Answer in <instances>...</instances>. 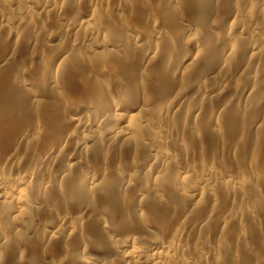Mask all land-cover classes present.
Here are the masks:
<instances>
[{"label": "rangeland", "instance_id": "374dc122", "mask_svg": "<svg viewBox=\"0 0 264 264\" xmlns=\"http://www.w3.org/2000/svg\"><path fill=\"white\" fill-rule=\"evenodd\" d=\"M0 183V264H264V0H0Z\"/></svg>", "mask_w": 264, "mask_h": 264}, {"label": "bare ground", "instance_id": "6f19581e", "mask_svg": "<svg viewBox=\"0 0 264 264\" xmlns=\"http://www.w3.org/2000/svg\"><path fill=\"white\" fill-rule=\"evenodd\" d=\"M12 1H13V0H12ZM53 72H54V71H53ZM55 72H56V71H55ZM111 79H112V78H111ZM113 79H114V77H113ZM115 79H116V77H115ZM117 80H118V79H116V81H117ZM110 81H111V80H110ZM110 81H109V82H110ZM112 81H113V80H112ZM112 81H111V82H112ZM107 82H108V81H107ZM111 82H110V83H111ZM112 83H113V82H112ZM114 83H115V82H114ZM114 83H113V85H114ZM121 83H122V82H121ZM123 84H124V83H123ZM108 85H109V84H108ZM117 85H118V83H117ZM110 87H111V86H110ZM114 87H115V86H114ZM86 119H87V118H86ZM2 186H3V183H0V187H2ZM2 189H3V188H2ZM2 193H3V192H2ZM1 195H2V194H0V196H1ZM4 195H5V192H4ZM7 195H9V192H8ZM7 195H6V196H7ZM3 197H4V196H3ZM3 197H2V198H3ZM10 197H11V196H10ZM19 197L21 198V197H23V195H22V196H19ZM5 198H6V197H5ZM23 198H24V197H23ZM19 200H20V199H18V201H19ZM19 202H20V201H19ZM22 202H24V201H22ZM20 203H21V202H20ZM138 243H139V242H138ZM134 244H135V243H134ZM141 247H142V246H141ZM143 247H144V246H143ZM143 247H142V248H143ZM134 248H135V247H134ZM137 249H139V248H137ZM140 250L142 251V249H140ZM140 250H139V251H140ZM145 250H146V249H145ZM129 251H130V250H129ZM134 251H135V250H134ZM130 253H131V255H132V254H133V251L130 252ZM130 253H127V254H130ZM138 253L141 254V252H138ZM134 254H135V252H134ZM142 254H144V253H142ZM152 254H153V253H152ZM146 255H147V254H146ZM158 255L160 256V254H158ZM127 256H128V255H127ZM144 256H145V255H144ZM154 256H155V255H154ZM159 256H157V257H159ZM141 257H142V255H141ZM141 257H140V258H141ZM160 257H161V256H160ZM143 258H144V257H143ZM146 258H147V257H146ZM154 259H155V258H154ZM149 260H150V259H149ZM157 260H159V259H157ZM157 260H156V259H155V260L152 259V261H157ZM143 263H144V261H143Z\"/></svg>", "mask_w": 264, "mask_h": 264}]
</instances>
